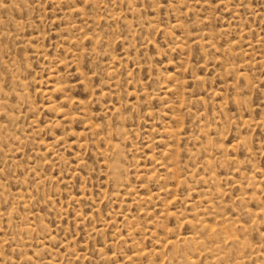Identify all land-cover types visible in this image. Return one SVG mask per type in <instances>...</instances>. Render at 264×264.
I'll return each instance as SVG.
<instances>
[{
  "label": "rangeland",
  "instance_id": "obj_1",
  "mask_svg": "<svg viewBox=\"0 0 264 264\" xmlns=\"http://www.w3.org/2000/svg\"><path fill=\"white\" fill-rule=\"evenodd\" d=\"M0 264H264V0H0Z\"/></svg>",
  "mask_w": 264,
  "mask_h": 264
}]
</instances>
